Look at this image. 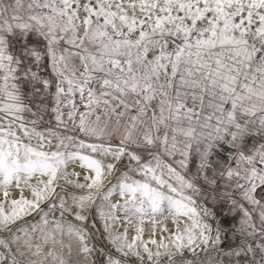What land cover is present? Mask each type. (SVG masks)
Returning <instances> with one entry per match:
<instances>
[{"label": "snow or ice", "instance_id": "6c2138e0", "mask_svg": "<svg viewBox=\"0 0 264 264\" xmlns=\"http://www.w3.org/2000/svg\"><path fill=\"white\" fill-rule=\"evenodd\" d=\"M0 264H264V0H0Z\"/></svg>", "mask_w": 264, "mask_h": 264}]
</instances>
